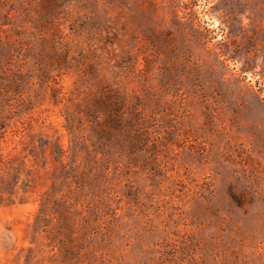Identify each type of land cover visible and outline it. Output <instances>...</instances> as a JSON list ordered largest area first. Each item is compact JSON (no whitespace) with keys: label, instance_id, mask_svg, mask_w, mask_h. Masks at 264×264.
I'll return each mask as SVG.
<instances>
[{"label":"rangeland","instance_id":"rangeland-1","mask_svg":"<svg viewBox=\"0 0 264 264\" xmlns=\"http://www.w3.org/2000/svg\"><path fill=\"white\" fill-rule=\"evenodd\" d=\"M0 264H264V0H0Z\"/></svg>","mask_w":264,"mask_h":264}]
</instances>
